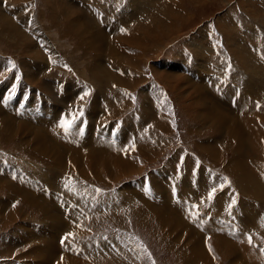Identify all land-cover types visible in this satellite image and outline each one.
Masks as SVG:
<instances>
[{
  "label": "rangeland",
  "instance_id": "rangeland-1",
  "mask_svg": "<svg viewBox=\"0 0 264 264\" xmlns=\"http://www.w3.org/2000/svg\"><path fill=\"white\" fill-rule=\"evenodd\" d=\"M46 1L0 0L3 17L10 12L18 16L12 18L15 24L0 19V113L11 126V135L0 129V165L18 172L11 173L16 181L22 169L40 173L42 190L56 198L61 211L57 217L63 215L54 221L53 231L40 213L22 204V198L11 197L7 184L0 185V199H17L11 204L15 217L0 218V249L5 256L11 254L8 264H68L69 259L79 260L77 264H264V68L259 67L264 64V0H97L98 9L94 0ZM146 24L150 37L146 30H136L147 29ZM120 34L130 44L118 52L114 41H122ZM86 38L107 42L102 49L113 57L104 50L94 55ZM99 67L104 74L95 77L92 69ZM249 75L261 86L257 92L249 85L243 88ZM98 76L105 82L101 84ZM114 76L119 81L112 85ZM195 87L207 96L206 105L232 119L236 116L244 129L242 178L229 167L237 149L235 136L203 123L205 109L196 100L204 98L197 96ZM9 102L17 103L11 113ZM54 111L72 125L65 131L56 122L60 131L53 140L44 126L34 124L33 113L43 119V112ZM69 132L75 133L74 146L65 140ZM60 135L64 138H57ZM42 137L49 138L46 153H56L55 173L62 176L49 174L45 152H33ZM84 137L91 144L78 145ZM104 137L113 149L122 145L121 168L119 153L106 154L110 150L105 142L94 144ZM138 146L148 147V155L137 156ZM201 146H210L215 157ZM44 169L48 176L41 174ZM43 180L59 182L64 189L53 190ZM213 188L216 192L209 200ZM233 199L236 203L229 208ZM169 219L176 229L162 222ZM197 237L207 253L202 259L193 253ZM217 240L235 250L233 261L229 255L219 259L212 245ZM48 241L54 244V260L46 253L37 258L34 247ZM6 260L0 258V264Z\"/></svg>",
  "mask_w": 264,
  "mask_h": 264
},
{
  "label": "bare ground",
  "instance_id": "bare-ground-1",
  "mask_svg": "<svg viewBox=\"0 0 264 264\" xmlns=\"http://www.w3.org/2000/svg\"><path fill=\"white\" fill-rule=\"evenodd\" d=\"M46 1V0H45ZM50 0H47L46 2H49ZM172 2V1H171ZM58 3H61L60 1L58 2ZM149 3V2H148ZM153 3V2H152ZM1 4V3H0ZM132 5V4H131ZM137 4L135 3V6H136ZM66 6V5H65ZM134 6V5H133ZM150 6V5H149ZM169 6V5H168ZM138 7V6H137ZM66 8V7H65ZM139 8V7H138ZM145 8V7H144ZM144 8L143 9H141V10H144ZM146 8H147V6H146ZM133 9V8H132ZM168 9H170V8H168ZM66 10V9H65ZM134 11H135V13H134V16L138 13V9L135 7V9H134ZM157 11H159V10H157ZM5 13V12H4ZM12 12H10V14H7L6 13V15H4V17H3V14H2V12H1V10H0V19H3V20H5V21H7V23H9V24H15L14 23V21L12 20V18L14 19V20H16L17 19V17H12L11 15L13 14H11ZM16 13V12H15ZM78 13L79 12H76V14L78 15ZM81 13V12H80ZM166 13V12H165ZM17 14V13H16ZM132 14V13H131ZM81 15V14H80ZM79 15V16H80ZM9 16H11V18L9 17ZM93 16V15H92ZM152 17V16H151ZM80 18V17H79ZM146 18H148V17H146ZM139 19V18H138ZM150 18H148L147 20H149ZM79 21V20H78ZM108 21V20H107ZM138 21H140V19L138 20ZM151 22H149V23H151V25L152 24H155V19H153V20H150ZM25 23V22H24ZM24 23H22L23 25H24ZM132 23H134V21L132 22ZM83 24V23H82ZM130 25H132L131 23H129ZM142 24V23H141ZM101 25V24H100ZM140 25V24H139ZM138 25V26H139ZM145 25V24H144ZM147 25V24H146ZM156 25V24H155ZM80 26V25H79ZM133 26V25H132ZM153 26V25H152ZM81 27V26H80ZM114 27H116V26H114ZM147 27V29H144V26L143 27H141V28H136V30H143V33H145V30L147 31V34H148V36L150 37L151 36V30L150 29H148V25L146 26ZM155 27V26H154ZM82 28V27H81ZM102 28V27H101ZM111 28V27H110ZM115 29V28H114ZM156 29V28H155ZM75 30V29H74ZM76 30H79V29H76ZM81 30H83V28L81 29ZM80 30V31H81ZM100 29H98V31H99ZM134 30H135V28H134ZM89 31V30H88ZM102 31V30H101ZM100 31V32H101ZM90 32V31H89ZM94 32V31H93ZM107 32V31H106ZM129 32V31H128ZM81 33V32H80ZM96 33V32H95ZM103 33V32H102ZM124 33V32H123ZM82 34V33H81ZM85 34V33H84ZM99 34L100 33H98V36H99ZM106 34V33H105ZM126 34V36H128V34L129 33H125ZM125 34H123V35H121L120 34V38L122 39V41L121 42H119V40H118V42L116 43L115 41H114V47L116 48V50L118 51V49L119 48H124V45H125V43H129L128 41H125V39H126V36H124ZM91 35V33H89V36ZM97 35V34H96ZM96 35H95V37H96ZM108 35H110V33L108 34ZM118 35H119V33H118ZM85 36V35H84ZM101 36V35H100ZM106 36V35H105ZM91 37V36H90ZM102 37L103 36H101V39H102ZM115 37V36H114ZM118 37V38H119ZM83 38V37H82ZM94 38V37H93ZM106 38V37H105ZM109 38H110V36H109ZM109 38H107L108 40H109ZM87 39V41H91L92 43H88L87 44V47H91V48H93V53H95V55L97 56L98 55V53L101 51V52H106L107 53V49H102V44H106L107 46H108V43L107 42H100V43H97V42H99L98 40H95V41H92V40H88V38H86ZM100 39V38H99ZM116 40L117 39V37L116 38H113V40ZM104 39H102V41H103ZM109 42V41H108ZM111 43V42H110ZM109 43V44H110ZM130 44V43H129ZM132 45V44H131ZM133 45H134V43H133ZM110 46V45H109ZM197 46V45H196ZM128 47V46H127ZM136 48V47H135ZM109 49V48H108ZM111 49V48H110ZM102 50H104V51H102ZM131 51V50H130ZM197 51V50H196ZM200 51V50H199ZM119 52V51H118ZM118 52H116V53H118ZM110 53V52H109ZM99 54H101V53H99ZM103 54V53H102ZM115 54V53H114ZM124 54V53H123ZM196 54V53H195ZM206 54V53H205ZM107 55H108V57L110 58H112L113 56H110L108 53H107ZM121 56V55H120ZM123 56V55H122ZM102 57H103V55H102ZM125 57H126V55H125ZM96 58V57H95ZM101 58V57H100ZM100 58H98L99 60H100ZM103 58H105V57H103ZM115 58H116V56H115ZM121 58V57H120ZM200 58H202V57H200ZM253 59V58H252ZM102 60V59H101ZM104 60V59H103ZM105 62V61H104ZM108 62V61H107ZM106 62V63H107ZM102 64V63H101ZM100 64V65H101ZM103 65V64H102ZM100 66V67H103V66ZM108 65V64H107ZM107 65H105L106 66V68L108 67ZM110 65V64H109ZM93 66V65H92ZM104 66V67H105ZM202 66V65H201ZM98 68V69H96V68H93L92 69V73L94 74V76L96 77V75H99L100 73L102 74L104 71H103V69L102 68ZM260 68H264V64L263 65H260L259 66ZM119 68V67H118ZM121 68V67H120ZM259 68V69H260ZM111 69V68H110ZM109 69V70H110ZM122 69V68H121ZM203 69V68H202ZM249 69V68H248ZM248 69H247V71H248ZM205 70V69H204ZM250 70V69H249ZM255 70V68L253 69V71ZM258 70V69H257ZM101 71H103V72H101ZM106 72H107V69L105 70ZM246 71V70H245ZM251 72H252V68H251V70H250ZM249 71V72H250ZM262 71V70H261ZM116 73V71H113V73ZM127 72V71H126ZM168 72V71H167ZM99 73V74H98ZM109 74H110V71L108 72ZM112 73V72H111ZM117 73H120V71H117ZM116 73V74H117ZM199 73V72H198ZM207 73V72H206ZM244 73H247V72H244ZM254 72H252V74H253ZM104 74V73H103ZM107 74V73H106ZM132 74V73H131ZM179 74V73H178ZM112 75V74H111ZM174 75V74H173ZM264 75V74H263ZM48 76V75H47ZM102 76V75H101ZM100 76V77H101ZM104 76V75H103ZM108 76V77H107ZM106 77L107 78H109V75H106ZM110 77H112V76H110ZM118 77H119V75H118ZM124 77V76H123ZM97 78H99V76L97 77ZM115 78H117L116 76H114V78H112L111 79V83L110 84H114V83H116V82H118L119 81V78H118V81H115ZM263 78H264V76H263ZM48 79V78H47ZM95 79V78H94ZM105 79V78H104ZM120 79H122V77L120 78ZM124 80H126V79H124ZM262 80V79H261ZM98 81H100V78L98 79ZM127 81V80H126ZM101 82H105V81H103V80H101L100 81V83ZM122 82V81H121ZM120 82V83H121ZM189 82V81H188ZM187 82V83H188ZM32 83V82H31ZM123 83V82H122ZM263 83H264V81H263ZM98 84V83H97ZM102 84V83H101ZM201 84V83H200ZM99 85V84H98ZM105 86H108L109 85V82H106L105 84H104ZM103 85V86H104ZM205 85V84H204ZM247 85H249L250 87H251V89H252V91H254V92H257V90H258V87L260 86V85H258V83L253 79V76H251V75H249V78L247 79V81H246V83H245V87H243L244 88V90H245V88H246V86ZM102 85H100V87H101ZM261 87V86H260ZM39 88H42V87H39ZM57 88V87H56ZM69 87H67V89H68ZM106 88V87H105ZM201 88V87H200ZM43 89V88H42ZM76 89V88H75ZM195 89H196V92H198L197 93V96H202L203 98H204V100L202 99V98H199V97H197V104H199V105H201V107H202V109L204 108L205 110H203L204 112H205V116L203 115H201L204 119H205V121H203V123H211V124H214V126L216 125L217 126V130H219V131H222V132H226V133H229V136H235L234 138H235V143H236V145H237V149H236V151H235V157L233 156V159H234V163L231 165H229V167H230V169H232V170H234V172H237V174L239 175V178H242L243 177V174H242V172H241V170H242V165H240V160L242 159L241 158V156H240V154H242L243 152V150L245 149V144L242 142V139H243V135H244V129L241 127V124H239L237 121H236V116L235 117H233V116H231V117H233V119L232 118H230V117H228V116H226L221 110H219L218 109V107H211L210 106V104L209 105H206V103L205 102H209V100H208V98H207V96L206 95H203L202 94V91L200 92V89L198 88V87H195ZM35 90V89H34ZM260 90H262V89H260ZM71 92H73V89H72V91ZM103 92V91H102ZM102 92H101V95H102ZM241 93V92H240ZM253 93V92H252ZM207 94V93H206ZM43 96H44V94H42ZM49 95V94H48ZM101 95H100V97H101ZM233 95V94H232ZM43 96H41L42 98H43ZM104 96V95H103ZM51 96L49 95V98H50ZM209 97V96H208ZM145 98V97H144ZM242 98V97H241ZM240 98V99H241ZM37 99V98H36ZM53 99V98H52ZM1 100V99H0ZM48 100V99H47ZM54 100V99H53ZM234 100V99H233ZM238 100V99H237ZM236 100V101H237ZM16 101V100H15ZM145 101V100H144ZM18 102V101H17ZM50 102V101H49ZM54 102V101H53ZM98 102H99V100H98ZM101 102H102V100H101ZM204 102V103H203ZM232 102V101H231ZM240 102V101H239ZM3 103V102H2ZM31 103H33V107H34V105H35V101H31ZM55 103H58V102H55ZM63 103V102H62ZM229 103V102H228ZM237 102H235V104H236ZM241 103V102H240ZM27 104V103H26ZM29 104V103H28ZM8 106V111H9V109H11V110H14L15 111V109L17 108L16 106H17V103H15V102H9V104H7ZM13 105V106H12ZM43 105V104H42ZM100 105V104H99ZM98 105V106H99ZM27 106V105H26ZM47 106H48V103H47ZM204 106V107H203ZM214 106V105H213ZM28 107H30L31 108V110L33 111V108H32V106L31 105H29ZM43 107H44V105H43ZM30 108H28L27 109V107H26V109H27V111H26V109H25V111L26 112H28L29 111V114H30ZM44 108H46V105H45V107ZM23 109V108H22ZM62 109V108H61ZM145 111H147V112H149V108L148 107H145ZM201 109V108H200ZM244 109V108H243ZM7 110V109H6ZM64 110V109H63ZM21 111V110H20ZM24 111V112H25ZM60 111H62V110H60ZM144 111V112H145ZM10 113H11V111H9ZM22 112V111H21ZM151 112V111H150ZM233 112H234V110H233ZM15 114V113H14ZM14 114H12V115H14ZM46 114V115H45ZM148 114V113H147ZM0 115H1V119H0V129L1 130H3V133L4 134H6V135H11V134H8V126H9V124H10V122H9V118L6 116V118H8V119H6L1 113H0ZM21 115V114H20ZM33 120H34V124H36V125H38V126H41V127H43L44 126V128L46 129V132L50 135V137H52V139H53V137H56V136H54V134L55 135H58V131H60V130H58L59 129V127L58 128H56V126L58 125L56 122H58V123H61V121L63 120V118H60V117H62V116H60V112H57V111H54V112H52V113H50V114H47L46 112H43L41 115L43 116V119L39 116V115H37V114H34L33 113ZM70 115V114H69ZM22 116H24V115H22ZM56 116V117H55ZM60 116V117H59ZM65 116H67L68 117V115L66 114ZM146 116V115H145ZM13 117H15V116H13ZM19 117V116H18ZM29 116H27V118H28ZM16 118V117H15ZM14 118V119H15ZM29 118H32L31 116L29 117ZM47 118H49V120H46ZM19 119V118H18ZM62 119V120H61ZM16 120V119H15ZM23 121V120H22ZM48 122H50V123H48ZM237 122V123H236ZM232 123H234L233 125H232ZM89 124H91V123H89ZM28 125H30V124H28ZM133 125V124H132ZM243 125V124H242ZM32 126V125H31ZM51 126H54V128L53 127H51ZM233 126V127H232ZM236 126H237V128H236ZM9 127H11V126H9ZM7 130V131H6ZM99 130V129H98ZM11 131H13V130H11ZM89 131H91L90 129H89ZM101 131V130H100ZM123 131V130H122ZM236 131H239V132H241V133H237ZM9 132H10V129H9ZM57 132V133H56ZM93 132V131H92ZM91 132V133H92ZM125 132H127V131H125ZM11 133V132H10ZM45 133V132H44ZM60 133H62V132H60ZM59 133V134H60ZM68 133V132H67ZM71 132H69V134H70ZM93 133H97V135H98V132H93ZM143 133V132H142ZM64 134V133H63ZM75 135V133H71V135H68L67 136V138H65V140H67L66 142L67 143H69L70 144V146H74L76 143H74V141L72 140V137ZM99 134H100V132H99ZM105 134H106V132H105ZM123 134H125V133H123ZM49 135H47V136H49ZM88 135V134H87ZM101 135H103V134H101ZM119 135V134H118ZM117 135V136H118ZM142 135V134H141ZM228 135V134H227ZM45 136H46V134H45ZM65 136V135H64ZM86 136V135H85ZM90 136V135H89ZM92 136V135H91ZM104 136V135H103ZM61 137H63V135L61 136H58L57 138H59V139H62ZM70 137V138H69ZM102 137V136H101ZM100 137V138H101ZM106 137V136H105ZM104 137V139L103 140H97V142L95 141V145H97V146H99V144H101L100 142H105V144H106V147L107 148H109V150H110V153H106V154H111V155H114V154H116V153H119L118 151H120V149H121V144H119V146H118V148H116V149H113L112 147H111V145L110 144H108V143H110L109 142V140L108 139H106ZM64 138V137H63ZM92 138H94L95 139V137H92ZM96 138H97V136H96ZM99 138V139H100ZM119 138V137H118ZM143 138V137H142ZM258 138V137H257ZM49 139V138H48ZM47 138H45L44 139V137H42V139L40 140V141H38L37 143H35V144H37V145H39V146H37V147H35L34 148V153L36 152V154L38 153V154H40V156L41 155H43L44 154V152H45V157L49 160V162L50 163H48L47 164V166H46V169L48 170V171H50L49 172V174L50 173H52V175H54V176H62V173H59V172H56L55 173V170H58V167H57V165H56V162L54 161V160H52L53 158H54V155L56 154H54V155H52V156H49L47 153H46V149H45V146H44V143L46 144L47 142H50V140H48ZM87 139H89L88 138V136H87ZM87 139H85V137L82 139V141H81V143L80 144H78V145H84V144H87L88 142L90 143V141H88ZM98 139V138H97ZM102 139V138H101ZM214 139V138H213ZM54 140V139H53ZM64 140V141H65ZM96 140V139H95ZM216 140V139H215ZM91 141H92V139H91ZM118 141H119V139H118ZM117 141V142H118ZM138 142H141V144H143L144 143V141L141 139V138H139L138 140H137ZM148 141V140H147ZM57 143H59L58 141H56ZM55 142V143H56ZM121 143V142H120ZM125 143V142H124ZM213 143H214V141H213ZM212 143V144H213ZM215 143H217V142H215ZM91 144V143H90ZM146 143H144L143 144V146H146L145 145ZM208 144H211V143H208ZM92 145H93V143H92ZM94 145V146H95ZM124 145V144H123ZM206 147H207V145L206 144H204ZM256 145V144H255ZM150 146V145H149ZM210 146H213V145H210ZM210 146H209V148H206V149H204L203 148V146H201L204 150H206L205 152H206V154L210 157V158H212V157H215V150H213V149H211L210 148ZM214 147V146H213ZM138 148V149H137ZM136 148V150L138 151V152H136L135 154L138 156V155H141V154H146V155H148V147H147V149H144V150H140L139 148V146ZM256 148H257V146H256ZM100 149H102V148H100ZM214 149H216L215 147H214ZM123 151V150H122ZM133 152H135V151H133ZM99 153V152H98ZM116 155H119V160L121 161L120 163H118V168L120 167H122L123 166V157L121 156V153H119V154H116ZM115 155V156H116ZM234 155V154H233ZM39 156V157H40ZM47 160V161H48ZM115 163H117V162H115ZM115 163H113L114 165H115ZM109 165H111V164H109ZM116 166H117V164H116ZM115 166V167H116ZM114 168V167H113ZM16 169H18V168H16ZM229 169V168H228ZM20 170V169H19ZM42 170V169H41ZM116 170H118V169H116ZM9 171V169L7 168V170L6 169H2L1 168V165H0V175L2 176V177H0V185L1 186H4V187H8V189L11 191V197H14V196H17V197H20V198H22L20 201L22 202V204L23 205H26L27 207H31L32 208V210H34V211H36V212H38V213H40L41 215H42V218H43V220H45V221H47L48 223H49V226L51 227V229H54L53 231H55V228H54V225L56 224H54V221H58V219H60V218H62V215L63 214H61V217L60 218H58L57 217V213L60 211V209L58 208L59 206H56V198L55 197H53V196H50V195H48V194H46L43 190H42V182L40 181V179L38 178V174H40V173H35V171L33 172H29V173H27V172H25V171H23V169H22V173L23 174H21V172H20V174H18V178H17V181H16V179H15V177L13 176V175H11V173H18V172H14V171H10V172H8ZM48 171H45V169L43 170V172L42 171H40V172H42L41 174H44V176L46 175V176H48L49 174H48ZM96 171H97V173H100V172H102L101 170H100V168H98V167H96ZM114 171V170H113ZM112 171V169H110V172H113ZM230 171V170H229ZM48 174V175H47ZM51 175V176H52ZM43 176V177H44ZM50 176V177H51ZM236 176V175H235ZM39 177H41V176H39ZM42 177V178H43ZM53 177V176H52ZM19 178H21V179H19ZM245 178V177H244ZM45 179V178H44ZM56 180H52L53 182H57V178H55ZM246 179V178H245ZM42 180V179H41ZM49 180V179H48ZM14 181H16V182H14ZM43 181H45V180H43ZM52 181L50 180V181H45V182H47V183H50V184H52L53 185V190H58V188H62L63 186L62 185H60L59 184V182H58V184H56V185H54L53 183H52ZM155 183V182H154ZM153 183V184H154ZM6 184L8 185V186H6ZM199 184V183H198ZM248 184V183H247ZM19 185V186H18ZM66 185V184H65ZM64 185V186H65ZM19 187H21V188H19ZM24 187H26V188H24ZM23 188V189H22ZM65 188H66V186H65ZM51 189V188H50ZM63 189H64V187H63ZM66 189H68V188H66ZM52 190V189H51ZM69 190V189H68ZM64 191V190H63ZM34 193V194H36V197L35 196H33L32 195V197L31 198H28V193ZM67 192H69V191H67ZM43 195V196H40V195ZM31 195V194H30ZM72 193H71V197H72ZM55 196H58L57 195V193H56V191H55ZM74 196H75V194H74ZM73 196V197H74ZM38 197V198H37ZM40 197H42V198H40ZM19 198V199H20ZM60 198V197H59ZM65 198V197H64ZM14 200H17V199H14V198H10V197H8V198H6V200H2V199H0V218H1V220H5V219H12V218H14L15 216L13 215V212H12V206H11V204L14 202ZM51 200H55V202L54 201H51ZM78 201V200H77ZM82 201V200H81ZM58 202H59V200H58ZM127 202V201H126ZM59 204V203H58ZM18 209V208H17ZM16 209V210H17ZM153 210H155V209H153ZM61 212V211H60ZM157 213H158V211H156ZM34 212H32V214H33ZM73 213V212H72ZM60 214V213H59ZM64 215H65V213H64ZM14 216V217H13ZM177 220V219H176ZM61 220H59V222H60ZM10 222V221H9ZM46 222V223H47ZM58 222V223H59ZM162 222H166V223H169L170 224V226L172 227V228H175L176 229V226L178 227V225H175L174 224V222L171 220V219H169L168 221H165V220H163ZM179 223V222H178ZM59 226V225H58ZM47 227V226H46ZM50 227H48V228H50ZM56 227V226H55ZM162 227H164V225L162 226ZM26 228V227H25ZM43 229V228H42ZM20 230V229H19ZM27 230V229H26ZM47 230V229H46ZM188 230V229H187ZM28 231V230H27ZM33 231H34V229H33ZM51 231V230H50ZM19 232V231H18ZM17 232V233H18ZM24 232V231H23ZM16 234V233H15ZM44 234V233H43ZM191 234V233H190ZM38 235V234H37ZM12 236V235H11ZM21 237V236H20ZM38 237V236H37ZM36 237V238H37ZM12 238L13 237H10V239H11V241H12ZM45 238V237H44ZM18 239V238H17ZM16 239V240H17ZM38 239V238H37ZM26 241V240H25ZM36 241H38V240H36ZM40 241V240H39ZM38 241V242H39ZM17 243H21V241L19 242V239L16 241ZM22 242H24V241H22ZM32 242V241H31ZM43 242V241H42ZM41 242V243H42ZM199 241H197V242H195L194 244H193V246H194V249H193V253H196L197 252V254H194L196 257H201V259L204 257L203 256V254H206V253H203L202 251H201V249L199 248V243H198ZM16 243V244H17ZM26 243H29V242H26ZM33 243H34V241H33ZM197 244V245H196ZM215 244V243H214ZM216 244H217V241H216ZM215 244V245H216ZM221 244V243H220ZM11 245V244H10ZM12 245H14V244H12ZM27 245V244H26ZM25 245V246H26ZM39 245V244H38ZM44 246L43 247H34L35 249H34V251L37 253L38 252V257L37 258H40L41 256H44L45 255V253H46V256L47 257H49L50 259H53L54 260V255L52 256V253H53V251H55V248H54V244H52V243H50L49 241L48 242H46V244L44 243L43 244ZM219 245V244H218ZM221 245H223V244H221ZM22 246V245H21ZM226 246V245H225ZM16 247V246H15ZM18 247V246H17ZM63 247V246H62ZM196 247H198L199 249L197 250V248ZM215 247V246H214ZM1 248H2V246H1ZM33 248V247H32ZM203 248V247H202ZM223 248V247H222ZM56 249H57V247H56ZM28 250V249H27ZM30 250V249H29ZM29 250L27 251V252H29ZM38 250V251H37ZM6 252V251H5ZM32 252V251H31ZM56 252V251H55ZM4 251L2 252V250L0 249V258H7V260L6 261H4L3 262V264H8V262H11V261H8V258H10L11 259V257H10V255L9 256H5L4 254ZM224 253H226V251H224ZM34 258V256H31V255H27V258ZM45 257V256H44ZM36 258V257H35ZM9 259V260H10ZM35 261H36V259H34ZM46 260H48V259H46ZM62 260V259H61ZM63 260L65 261L66 259L65 258H63ZM62 260V261H63ZM205 260V259H204ZM230 260V259H229ZM77 260H72V259H69L68 260V264H77V262L79 261H77ZM44 262V261H43ZM42 262V263H43ZM47 262V261H46ZM16 263V262H15ZM43 264H46L45 262L43 263Z\"/></svg>",
  "mask_w": 264,
  "mask_h": 264
},
{
  "label": "crops",
  "instance_id": "crops-1",
  "mask_svg": "<svg viewBox=\"0 0 264 264\" xmlns=\"http://www.w3.org/2000/svg\"><path fill=\"white\" fill-rule=\"evenodd\" d=\"M77 47H79V48H82L81 47V45H78ZM94 55H95V53H94ZM90 59L92 60V58L90 57ZM94 61V60H93ZM92 61V62H93ZM195 239H198V243H199V248L201 249V251L203 252V253H206L205 252V249H204V247H203V242H202V238H195ZM214 242V241H213ZM223 244V245H221V244ZM215 244H216V242H215ZM214 243H212V245H213V249H214V251H215V253H217L218 254V256H219V259L221 258V256H228V257H230L229 259L231 260V261H233L234 260V258H235V256H236V253H235V250L231 247V246H229L228 244L229 243H227V242H223V241H219V240H217V244L215 245ZM219 244V245H218ZM226 245V246H225ZM215 246V247H214ZM203 247V248H202ZM223 247V248H222ZM224 251H226V253H224ZM207 254V253H206ZM232 254H234V255H232Z\"/></svg>",
  "mask_w": 264,
  "mask_h": 264
},
{
  "label": "snow or ice",
  "instance_id": "snow-or-ice-1",
  "mask_svg": "<svg viewBox=\"0 0 264 264\" xmlns=\"http://www.w3.org/2000/svg\"><path fill=\"white\" fill-rule=\"evenodd\" d=\"M84 95H88L87 92L84 93ZM81 99H83V96L80 97ZM81 115L83 114L82 112L80 113ZM72 125V121H68V120H62L60 127L64 128L65 131H67ZM223 187V185L221 186ZM98 191V190H97ZM216 192V189L213 188L209 193H208V199L211 200L214 196ZM236 203L235 199L232 200V203L228 205L229 208H232V206ZM15 206V205H14ZM68 235H72L71 233H69ZM64 241L62 240L61 243H63ZM249 243H251V237H249ZM211 250V249H210Z\"/></svg>",
  "mask_w": 264,
  "mask_h": 264
},
{
  "label": "built area",
  "instance_id": "built-area-1",
  "mask_svg": "<svg viewBox=\"0 0 264 264\" xmlns=\"http://www.w3.org/2000/svg\"><path fill=\"white\" fill-rule=\"evenodd\" d=\"M94 5H95V7L98 9L99 4H98V1H97V0H94Z\"/></svg>",
  "mask_w": 264,
  "mask_h": 264
}]
</instances>
